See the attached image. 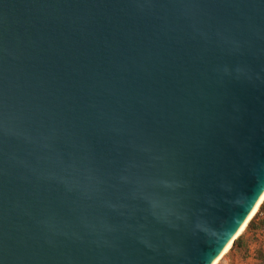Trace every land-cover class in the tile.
I'll use <instances>...</instances> for the list:
<instances>
[{
  "label": "water",
  "instance_id": "1",
  "mask_svg": "<svg viewBox=\"0 0 264 264\" xmlns=\"http://www.w3.org/2000/svg\"><path fill=\"white\" fill-rule=\"evenodd\" d=\"M263 193L264 0H0V264H212Z\"/></svg>",
  "mask_w": 264,
  "mask_h": 264
},
{
  "label": "crops",
  "instance_id": "2",
  "mask_svg": "<svg viewBox=\"0 0 264 264\" xmlns=\"http://www.w3.org/2000/svg\"><path fill=\"white\" fill-rule=\"evenodd\" d=\"M264 213H258L250 230L242 232L241 244L223 257L221 261L231 264H264ZM232 247V246H231Z\"/></svg>",
  "mask_w": 264,
  "mask_h": 264
},
{
  "label": "bare ground",
  "instance_id": "3",
  "mask_svg": "<svg viewBox=\"0 0 264 264\" xmlns=\"http://www.w3.org/2000/svg\"><path fill=\"white\" fill-rule=\"evenodd\" d=\"M263 201H264V193L260 197L259 201L255 205V207L253 208V210L251 211V213L249 214L248 218L246 219V221L244 222V224L241 226V228L239 229V231L237 232V234L235 235V237L226 245V247L223 249V251L221 252V254L213 261L212 264H218L220 262V260L224 257V255L230 250V248H231V246L233 244L234 239L237 238L238 236H240L242 234V232L245 230V228L248 225V223L251 221V219L258 212V209H259V207H260V205L262 204Z\"/></svg>",
  "mask_w": 264,
  "mask_h": 264
},
{
  "label": "trees",
  "instance_id": "4",
  "mask_svg": "<svg viewBox=\"0 0 264 264\" xmlns=\"http://www.w3.org/2000/svg\"><path fill=\"white\" fill-rule=\"evenodd\" d=\"M264 213V201L262 202V204L260 205L259 209H258V212L255 214V216L258 214V213ZM255 216L251 219V221L248 223V225L246 226L245 228V232H247L248 230H250V228L252 227V222L255 218ZM261 227H264V224H261ZM241 238L242 236H239L232 244V247L230 248V251H232L234 248H237L240 246L241 244Z\"/></svg>",
  "mask_w": 264,
  "mask_h": 264
},
{
  "label": "rangeland",
  "instance_id": "5",
  "mask_svg": "<svg viewBox=\"0 0 264 264\" xmlns=\"http://www.w3.org/2000/svg\"><path fill=\"white\" fill-rule=\"evenodd\" d=\"M228 252H229V251H228ZM228 252H227V253H228ZM227 253H226V254H227ZM226 254H225V255H226ZM225 255H224V256H225ZM222 259H223V258H222ZM222 259H221V260H222ZM221 260H220V262H219L218 264H224V263H227V261L223 262V261H221ZM228 264H231V262H229Z\"/></svg>",
  "mask_w": 264,
  "mask_h": 264
}]
</instances>
